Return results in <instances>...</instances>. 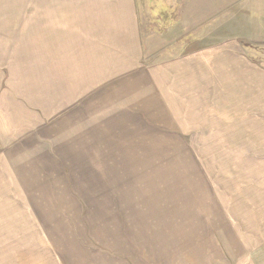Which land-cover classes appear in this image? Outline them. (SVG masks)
<instances>
[{
    "label": "rangeland",
    "instance_id": "1",
    "mask_svg": "<svg viewBox=\"0 0 264 264\" xmlns=\"http://www.w3.org/2000/svg\"><path fill=\"white\" fill-rule=\"evenodd\" d=\"M137 4L145 63L207 50L200 100L191 72L168 110H125L98 91L101 70H62L78 99L55 116L37 68L0 69L3 94L30 106L6 117L19 137L0 164V264H264V46L248 42L249 3ZM225 43L239 59L215 52Z\"/></svg>",
    "mask_w": 264,
    "mask_h": 264
},
{
    "label": "crops",
    "instance_id": "2",
    "mask_svg": "<svg viewBox=\"0 0 264 264\" xmlns=\"http://www.w3.org/2000/svg\"><path fill=\"white\" fill-rule=\"evenodd\" d=\"M247 2L248 15L253 20L247 26L250 27L246 32L248 42L264 46V0ZM227 43L215 52L239 59L238 53H232ZM14 47L20 58L12 57ZM203 52L207 50L145 63L137 0H0V69L11 67L14 62L21 63L22 69L37 68L43 100L58 102L59 109L54 105L59 111L55 116L61 115L62 101L78 99L74 82L63 76L62 70H75V74L78 69L101 70L103 76L96 85L100 88L98 91L101 90L102 95L108 93L107 99L116 101L118 107L125 110H166L171 101L179 100V95L172 97L177 94L173 92L176 83H180L178 88L182 95L186 86L189 88L191 72L200 100V88L206 85ZM249 64L245 63V71L252 69L253 63ZM214 75L215 83L220 84L217 77L225 74L219 70ZM66 80H69V89ZM4 82L0 77V164L6 157L5 143L19 137V129L10 132L6 126L9 111L16 109L20 116L27 117L30 110L28 102L18 100L16 104L3 94ZM63 85L68 89L64 97ZM89 85L91 91L85 93L87 100H93L90 96L93 81ZM204 95L201 94L202 105ZM32 113V124H38L36 112ZM158 114L165 115H154ZM10 147L8 149H12Z\"/></svg>",
    "mask_w": 264,
    "mask_h": 264
}]
</instances>
